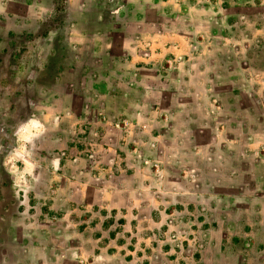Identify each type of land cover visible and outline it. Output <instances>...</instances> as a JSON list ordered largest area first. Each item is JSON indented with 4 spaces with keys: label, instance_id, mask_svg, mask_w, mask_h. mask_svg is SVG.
Returning <instances> with one entry per match:
<instances>
[{
    "label": "rangeland",
    "instance_id": "1",
    "mask_svg": "<svg viewBox=\"0 0 264 264\" xmlns=\"http://www.w3.org/2000/svg\"><path fill=\"white\" fill-rule=\"evenodd\" d=\"M70 2L0 0V264H232L235 253L237 264H258L248 240L231 242L248 217L231 219L217 198V213L211 200L194 207L205 199L196 195L199 176L219 172L223 155L205 148L203 168L197 143L182 149L173 135L164 150L142 141L159 137L154 127L178 130L180 88L197 62L238 70L226 79L231 89L248 82V57L264 60V0L142 5L135 41L141 59L156 63L155 79L147 75L152 85L118 115L81 85L87 70L58 69L48 36L61 42L71 26L64 18L84 16ZM165 95L172 99L154 98ZM201 111L189 116L194 136L248 157V142L227 136L218 98Z\"/></svg>",
    "mask_w": 264,
    "mask_h": 264
},
{
    "label": "crops",
    "instance_id": "2",
    "mask_svg": "<svg viewBox=\"0 0 264 264\" xmlns=\"http://www.w3.org/2000/svg\"><path fill=\"white\" fill-rule=\"evenodd\" d=\"M70 1L76 5L77 13H83L84 16L64 18V21L68 19L71 22V26L66 30L70 32L71 29L72 34H66L64 30L61 42H57L58 38L55 39L54 32L48 36V40L51 39L52 42L54 57L58 61V69H78L77 72L80 73L87 70V79L90 75L92 77L83 80L81 85L88 93L97 95L108 110L118 115L123 109L124 102L143 97L142 85H152L146 81L147 75L155 79L152 70L155 69L156 63L141 59V49L138 48L140 39L135 41V38H140L141 6L154 5L157 0ZM259 49L264 53V45ZM251 50L252 46L248 47V55H253ZM248 58L250 59L248 82L238 83L232 89L226 79L230 76L240 77L238 70L227 72L221 65L206 66L203 62H197L196 70L186 79V87L180 88L182 95L176 105L174 118L175 128L178 130L175 134L172 130V134L167 129L154 127V133L159 137L146 139L142 144L149 146L157 140L161 146L164 143V150H167L173 148V135L180 140L178 146L182 149L197 143L201 153H196V158L203 168L205 148L213 150L214 153L220 152L224 157V165L220 167L219 172L205 171L199 176L196 195L205 199L193 201L194 207L203 210L211 200L213 211L217 213L215 210L217 198L220 202L218 210H227L231 219L234 216L248 217V221L236 227L231 242L248 240V247H253L252 253H248V259L256 258L258 264H264V155L260 152V149L264 148V60H259L255 56ZM250 73H257V78H250ZM164 79L162 89L170 95L172 91L167 87L172 83L167 81V78ZM54 85L64 84L61 85L60 80H57ZM185 89L188 93H183ZM188 96L192 107H188L184 102L188 101ZM212 96L221 102L225 110L222 116L229 117L225 130L227 136L237 138L240 142H248V157L244 158L235 145L230 147L235 150H229L230 148L222 150L220 141L215 139L208 141L207 138L192 134L195 124L191 122L189 116H197L198 111L201 113ZM154 98L162 101L172 99L168 95ZM129 166L130 163L126 165L127 168ZM231 170L234 172L233 176ZM228 261L237 264L238 254L230 256ZM222 262L225 264L226 259L223 258Z\"/></svg>",
    "mask_w": 264,
    "mask_h": 264
}]
</instances>
